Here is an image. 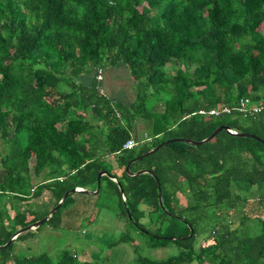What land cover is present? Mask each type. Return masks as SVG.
I'll return each mask as SVG.
<instances>
[{"label":"trees","instance_id":"obj_1","mask_svg":"<svg viewBox=\"0 0 264 264\" xmlns=\"http://www.w3.org/2000/svg\"><path fill=\"white\" fill-rule=\"evenodd\" d=\"M119 63L138 88L129 106L110 101L97 79L98 70ZM90 73L91 86L79 82ZM246 98L264 101V0H0V138L7 146L0 246L49 214L32 197L49 190L55 207L68 191L97 187L104 170L117 179L101 178L104 207L148 236L151 249L178 248L168 259H150L127 232L120 242L132 245L133 264H264L263 142L222 131L204 145L171 143L134 163L133 173L156 174L167 212L152 174L126 172L163 142L203 141L220 126L264 140V113L200 114ZM137 124L145 138L127 150ZM33 173L47 180L34 194ZM75 194L37 230L58 231ZM177 217L192 226L191 238ZM35 234L0 248V264H95L68 249L21 254L17 244Z\"/></svg>","mask_w":264,"mask_h":264},{"label":"rangeland","instance_id":"obj_2","mask_svg":"<svg viewBox=\"0 0 264 264\" xmlns=\"http://www.w3.org/2000/svg\"><path fill=\"white\" fill-rule=\"evenodd\" d=\"M110 84L112 90H116L118 86H124L122 93L125 98L132 99L133 96H136L133 92L134 89L131 88L130 79L124 73H114ZM121 104H123L122 101ZM106 202L102 195L96 201L95 206L93 205L87 210L86 215L80 217L76 214L80 212L78 207L69 203L61 210V214L69 208H74L73 214L76 215H71L67 219L68 223L66 221L61 230H46L44 227L38 231L40 235L30 245V249L20 247V243H18V251L20 250L21 254L26 255L47 253L58 256L62 251L68 249L79 255L81 259L95 264H133L135 254L132 245L120 242L123 235L128 232L140 246L139 253L145 257L165 260L178 254V248L173 243L164 248L151 249L148 247L151 244V239L148 236L138 232L131 225L127 229L123 225L120 227L118 219L112 213L101 216V210L105 208Z\"/></svg>","mask_w":264,"mask_h":264},{"label":"crops","instance_id":"obj_3","mask_svg":"<svg viewBox=\"0 0 264 264\" xmlns=\"http://www.w3.org/2000/svg\"><path fill=\"white\" fill-rule=\"evenodd\" d=\"M116 72L117 73L118 72L124 73V75L125 74L127 75V77L130 79V83L132 84L131 88L134 89L133 92L135 94H137L138 88L136 86V82L131 78L129 68L123 63H119L115 67L105 69V71L103 70V78H104L103 82H102L103 94H105L106 97L114 103H118V102L121 103V101H122L125 106H129L130 104H132L134 102L136 96H133L132 99L125 98L123 93H122L124 86H118L116 90L111 89L110 82L114 76V73H116ZM95 75H96L95 73L83 74L80 76L79 82L84 84V85L91 86L93 84L94 79H95ZM107 132H108V129H106L104 134H106ZM143 136H145L144 127L141 124H137L135 127V130L133 132V139L138 142V141H141L142 139L145 138ZM6 148H7V146H6L5 142L0 138V183L3 182L4 177H5V172H4L3 167H2V156L4 155ZM107 160L109 162H111V164L114 166L113 168L117 169V163L115 161L116 157L114 155H111L110 158ZM31 164H32V166H34L36 164L35 159H33L31 161ZM47 172H49V171L47 170ZM46 173L42 174L39 177H36L34 173L32 174L33 178H34V182H33L34 186H33L32 194L36 193L42 185L47 183ZM61 178H64V180H65V177H61ZM61 178H59V181H61L60 180ZM63 181H61V182H63ZM85 190L96 192L97 187H95L93 189L90 188V189H85ZM0 194H1V192H0ZM97 200H98L97 194L91 195V194L78 193V194H75L74 197L71 199L70 205H74V207L76 205L78 207L80 212H78V213L75 212V213L77 214V216L80 217V216L86 215V213L88 212L87 210H89L93 205L95 206V203ZM30 202L33 205L41 206L44 208H46V207L51 208V210L56 207V206L54 207L55 197H54L53 193L49 190L43 191L42 195H40V196L32 197ZM28 204L29 203H25V204H23V206H26ZM8 209L10 210V213L13 214L12 210L10 209L9 206H8ZM81 210H82V212H81ZM73 211H74V208L73 209L69 208L67 211L62 213V216H61L62 224H61V228L59 230H61L63 228L67 219L69 217H71V215H76V214H73L74 213ZM110 213H112V215H114L118 219V225H120V227L122 225H123V227L126 226V224L119 218V215L117 213L112 212L111 210L107 209L106 207L103 210H101V216H103L104 214H110ZM102 220H104V219H102ZM67 223H68V221H67ZM125 228H127V226ZM46 230H51V229L46 228ZM33 232L36 233L35 237L33 239L27 241V242L20 243V245H19L20 247H22V248L26 247V248L30 249V245L33 244V241L37 240V238L40 235V233H38L37 229L33 230Z\"/></svg>","mask_w":264,"mask_h":264},{"label":"water","instance_id":"obj_4","mask_svg":"<svg viewBox=\"0 0 264 264\" xmlns=\"http://www.w3.org/2000/svg\"><path fill=\"white\" fill-rule=\"evenodd\" d=\"M222 131H225L228 134L235 135V136H238V137H252V138L256 139L257 141H260V142L264 143V140L261 139L260 137L256 136V135L249 134V133H244V132H233L232 129L230 127H228V126H220L219 128H217L214 131V133L211 136H209L207 139H205L203 141H194V140L185 139V138H175V139H170V140H168L166 142H163L160 145H158L157 147H155L152 150H150L149 152H147V153L143 154L142 156H139V157L133 159L132 161H130V163L127 166L126 172H127V174L132 175V176H140V175H143V174H152L156 178L157 183H158L159 204H160L161 208L163 209V211L167 212V209H166V207L164 205V201H163L162 187L160 185V182H159L158 177L156 176V174L151 172V171H149V170H141L139 172L133 173L131 171L132 165L134 163L138 162V161H141L145 157H149V156L155 154L156 152H158L160 149H162L163 147L167 146L168 144L180 142V143H186V144H190L192 146L197 147V146L204 145V144L208 143L209 141L214 139L217 135H219ZM103 176H108L110 179H112L115 182H117V180L112 175L108 174L106 171H104V170L100 171L99 174H98V178H97L98 186H97L96 192L88 191V190H85V189H82V188H76V189H73L71 191L66 192V194L63 196V198L59 202V204L55 208H53L46 217H44L42 220H40L38 222H35V223L25 227V228H22V229L18 230L12 236V238L8 241V243L6 245H4V246H0V248L9 247L13 243V241L16 240L20 235H22V234H24L26 232H29V231L36 230L39 227H41L43 224L47 223L51 218H53V216L56 214V212L61 208V206L64 204V202L66 201V199L68 198V196L70 194H72V193H83V194H91V195L98 194L99 191H100V187H101V178ZM118 186L120 187L121 194L123 196L124 201H126V198H125V195H124V190L121 188V184L118 183ZM127 212H128V216H129L130 221L134 222L130 211L128 210ZM169 216L170 217H174V215L170 214V213H169ZM177 219L191 228L192 232L187 237V238H191L192 235H193L192 226L187 221L182 219L181 217H177ZM134 224L137 227H139V225L137 223H134ZM141 231L144 232V233L146 232V234H149V232L145 231L142 228H141ZM155 238H160V237L155 236ZM167 239L176 240V239H185V238L168 237Z\"/></svg>","mask_w":264,"mask_h":264},{"label":"built area","instance_id":"obj_5","mask_svg":"<svg viewBox=\"0 0 264 264\" xmlns=\"http://www.w3.org/2000/svg\"><path fill=\"white\" fill-rule=\"evenodd\" d=\"M97 79L99 81H103V70H98V74H97ZM101 93L103 94V90H100ZM234 112H238L241 114H244L246 116H250V117H257L259 114L264 113V101L261 102H256L250 98H246V99H242L240 100L239 104L235 105V106H225L223 108H215V109H211L209 111H205L202 110L200 111L201 115H206V116H211V117H221L223 115H230ZM233 132H236L234 130H232ZM138 145V142L135 141L134 139L129 140L124 148L127 150H132L134 149L136 146ZM61 181L64 180V178L60 179Z\"/></svg>","mask_w":264,"mask_h":264}]
</instances>
